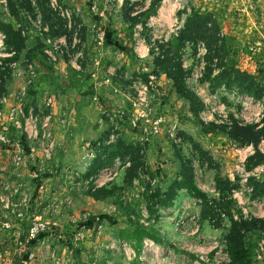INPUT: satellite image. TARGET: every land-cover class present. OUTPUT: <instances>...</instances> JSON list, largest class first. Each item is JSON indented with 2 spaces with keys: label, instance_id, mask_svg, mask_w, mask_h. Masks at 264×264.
Instances as JSON below:
<instances>
[{
  "label": "rangeland",
  "instance_id": "1",
  "mask_svg": "<svg viewBox=\"0 0 264 264\" xmlns=\"http://www.w3.org/2000/svg\"><path fill=\"white\" fill-rule=\"evenodd\" d=\"M130 1L132 6L127 7L146 9L131 17L140 22L134 33L139 39L132 46L139 59L134 63L131 55L126 61L122 57V67L127 64L133 70L149 72L153 57L148 53L159 55L168 49L172 52L179 38L185 37L188 69L198 72L205 63L199 84L211 82L213 88L224 84L237 91L238 94L227 91L223 99L239 112L244 125L239 121L231 126L215 120L204 123L201 112L198 117L192 113L193 104L171 92L165 75L153 73L147 84L128 72V76L122 73L123 112L118 120L121 126L113 131L117 134L114 141L141 144L140 156L133 161L137 170L132 165L122 167L99 187L95 182L104 168H113L121 156L100 166L88 178L85 167L98 153L88 158V145L84 154L77 149L75 154L57 156L51 118H45L43 122L50 123L54 147L39 138L33 145L34 155L29 154L26 164L16 167L11 147L21 140L29 142L24 138L10 144L6 130L0 129L4 132L0 133V151L5 154L0 155V246H9L0 251V259L10 260L4 264H221L230 261L227 237L231 235L247 242L251 264H264V234L257 228L248 230L242 223L249 224L254 217L264 219V207L240 204L234 191H241L244 199L248 197L244 177L238 174L235 180L230 179L238 160L245 156L247 167L249 158L257 161L247 171L264 185V118L252 120L257 117V107L243 104L244 99L252 97L264 105V0ZM24 3L18 7V18H11L23 29L25 48L16 57L23 75L8 72L3 80L0 114L7 116L10 107L18 102V93L36 83L38 75L35 82H27L28 61L24 59L32 60L37 67L38 60L31 51L45 46L43 31L31 30L26 19L35 10ZM37 11L41 16L48 15L46 9ZM7 12L10 14L9 7H0L1 18L9 19ZM189 16L195 18L186 27L184 21ZM200 42L207 52L198 47ZM6 53L7 47L0 40V56ZM247 90L251 92L245 94ZM26 100L27 92L24 106ZM262 113L264 116V108ZM158 119L160 131L153 133L152 122ZM250 145L253 152L247 149ZM197 150L206 158L201 159ZM182 155L191 162L193 181L203 194L202 202L182 189L173 206L162 204L158 191L164 194L175 176L182 175ZM54 167L57 175L50 177ZM24 168L32 171L35 178L44 174L41 184L23 177ZM206 199L216 203L220 217L213 218L215 212L203 203ZM136 229L148 231L157 239L144 235L138 244Z\"/></svg>",
  "mask_w": 264,
  "mask_h": 264
},
{
  "label": "crops",
  "instance_id": "2",
  "mask_svg": "<svg viewBox=\"0 0 264 264\" xmlns=\"http://www.w3.org/2000/svg\"><path fill=\"white\" fill-rule=\"evenodd\" d=\"M5 1L0 0V7H9L8 0ZM58 1L65 6L79 8L76 18L84 25L83 45L75 47V50L82 49L83 55L78 58L75 52L71 51L69 56H64L51 64L45 54L39 53L38 49H32L31 53H34L38 60L36 67L38 76L36 83L27 90L25 117L36 116L38 130L41 132L43 120L50 116L56 150L58 149L57 156L68 153L75 154L77 149L81 152L85 151L88 145L92 146L97 154L99 147L116 142L114 140L117 134L113 131L117 126H121L118 120H121L123 112L122 73L124 76H128V72L129 75L137 78H139L140 72L143 73L141 68L133 70L127 64H123V68L122 57L125 61L129 55L132 56L133 61L139 59L133 52L132 46L139 39L134 36V33L140 22H135L131 17L142 13L146 7L140 9L127 7L132 6L130 0ZM32 3L36 5V0L35 2L32 0ZM5 10L7 9L5 8ZM8 16L7 20L1 17L0 19L15 25L16 23L11 19L13 16L11 14ZM30 25H32L31 22ZM31 27V30L35 28L34 25ZM65 28L66 31L61 36H66L68 43L71 44L72 37L66 24ZM100 30L105 33L102 42H99L97 38V32ZM35 31L37 30L35 29ZM97 60L98 62H96ZM162 75L165 74H160V76ZM133 85L136 86L135 80ZM169 87H171L170 83ZM52 98L53 104H49L46 99ZM2 115L1 113L0 129L6 130L5 133L9 136L10 144L16 139L26 138L21 125L12 122L7 114ZM21 120L24 121V117H21ZM0 133L4 134L3 131ZM1 144L2 142H0ZM13 149L14 147H11V152ZM0 155L5 156L1 151ZM56 162L55 167L57 168L59 160L57 159ZM55 167L53 173H50V177L57 175ZM32 168L35 169V167ZM21 173L23 177L31 178V181L39 185L41 184L40 180L42 181L44 178V174L35 178L28 168L22 169ZM15 175L20 176L16 173ZM49 234L51 236V233ZM0 247V251H6L9 248V246L3 245ZM9 261L3 259L0 262L4 264Z\"/></svg>",
  "mask_w": 264,
  "mask_h": 264
},
{
  "label": "built area",
  "instance_id": "3",
  "mask_svg": "<svg viewBox=\"0 0 264 264\" xmlns=\"http://www.w3.org/2000/svg\"><path fill=\"white\" fill-rule=\"evenodd\" d=\"M4 2H6L4 0ZM35 2V1H34ZM51 7L55 11L59 13L64 19L67 21V28L71 34L72 41L71 44L68 43L66 36H59L56 38H51V37H44V42L45 46L43 49L44 54L47 55L48 59L52 62L59 61L61 58L64 56H69L71 51H74L75 54L77 55L76 57H82L83 51L82 49L75 50V47L79 45H83V30H84V25L82 21L77 19L76 17L79 12V8H71L69 6H65L61 3H59L58 0H51L50 2ZM36 14L34 16L28 15L27 19L31 22L32 25H34L35 28H37L40 31H46L47 26L42 24L41 21V14L38 11H35ZM104 35L105 33L103 31H98L97 32V38L99 42H102L104 40ZM4 35L0 34V40H3ZM198 47L200 49H203V53L205 51L207 52V49L205 47V44L203 42H200L198 44ZM12 52H7L4 55H1L0 57H6V56H11L13 55ZM24 61H28L27 63V68L29 69L28 75L26 76V80L29 84L33 83L38 69H36L35 65L33 64L32 61L28 59H24ZM98 62V60L96 61ZM183 64L185 68H188L185 63V56L183 55ZM7 67L10 69V74L13 76H22L23 72L19 68L18 61H12L6 64ZM205 71V63H202L199 67V71L195 72L194 70L189 73V75L186 78V83L188 88L195 93L203 103V110L201 111V119L204 122L208 121H218L219 123H223L225 125L231 126L234 124V121H239L240 124L244 125V120L241 119L239 120V112H237L234 107H229L228 104L224 101L223 96L227 91H234V94H238L237 91L229 90L226 88L224 84L220 85L218 88H213L210 82H205L204 84H199V77L203 76V73ZM153 74L149 75V78L152 77ZM24 77V76H23ZM151 80V78H150ZM144 93L147 91V86L144 85L142 86ZM26 92L22 90L21 92L18 93L17 100L18 102L15 105H12L10 107L9 111V119L22 126L26 138L29 142L26 143L23 141L21 142H16L14 146V151L12 152V160L13 164L18 167L26 164L27 159L29 158L28 155L30 154V157L34 155L35 149L33 148V145L36 141L41 138L44 142L47 141V144L53 145L54 147V142L51 139L50 136V130L49 126L50 123H42V130L41 134L38 130V118L36 116H29L25 117V106H24V101H25V96ZM146 99L145 98H142ZM49 103L52 102V99L48 100ZM243 104L245 106H255L258 109V112L256 114V119H252L255 121H258L261 118H264L262 111L264 108L263 103L254 100L252 97L246 98L243 100ZM149 110V109H148ZM262 116V117H261ZM21 117H24V121L21 120ZM244 118V116H242ZM50 119V116H47L45 120ZM149 119H146L148 121ZM159 122L160 119L155 120L152 122V129L151 131L153 133H158L160 131L159 127ZM45 128V129H44ZM172 135V134H171ZM0 140H3V136H0ZM2 142V141H0ZM52 147V146H51ZM248 150H251V152L254 151L253 145H250L247 147ZM95 149L92 146L88 147V151L86 156L88 158H93L95 157ZM49 155V153L45 154ZM86 157V158H87ZM90 159V161H91ZM115 166L113 168L106 166L104 168V171L101 173V176H99V180H96V185L99 187L100 185L104 184L106 181H108L113 174H115L119 169L122 167H126L129 165V161L127 159H122L117 157V160L115 161ZM247 160L246 157L244 156L243 158H240L238 160V163L235 165L234 170L231 172L230 179L235 180V177L237 175H241L244 177V182L246 183L245 190L248 192V197L244 199V197L241 195V191H234V198L239 199L240 204H246V203H251L253 206L257 208H262L264 207V190L256 191L254 185L249 183V179L252 177L251 173L247 171ZM253 178V177H252ZM255 178V177H254ZM9 186H6L8 188ZM233 192V190H232ZM233 198V194H232ZM201 202V201H200ZM243 211L245 216L249 217L248 211L245 207H243ZM258 257H261V254H257Z\"/></svg>",
  "mask_w": 264,
  "mask_h": 264
},
{
  "label": "trees",
  "instance_id": "4",
  "mask_svg": "<svg viewBox=\"0 0 264 264\" xmlns=\"http://www.w3.org/2000/svg\"><path fill=\"white\" fill-rule=\"evenodd\" d=\"M24 1H25L24 3L25 5H27L28 7H33V10L35 11L37 10L44 11L45 9L48 11L47 13L48 15L41 16L42 24L47 26V30L43 31L46 37L48 36L51 38H56V37L61 36V34L66 31V28H65V24L67 26L66 19H64L61 15H59L57 11L53 9V7H51L50 0H37L36 5H33L32 0H8L10 14L14 18H18V14H19L18 7H23V5L21 4ZM156 1H160V0H156ZM39 7L41 8L39 9ZM35 11H34L33 16L36 14ZM195 16H197V14ZM24 17L26 18L25 14H24ZM194 18L192 17L191 19L190 16L187 17L186 21H184L185 22L184 26L188 27ZM0 31L4 35L3 41L7 47V52H12V51L14 52L13 55L11 56L0 57V82H1L0 83V93H1L4 89L3 80L4 78H6V74L8 72L10 74V70H12L9 67H7L6 64L12 61H16V57L25 48V38L23 35L22 28L16 27L11 22L6 23L5 21L1 19H0ZM179 40L180 42L178 44L176 43V46H173L172 52H170L169 49L164 54H159V55H156V54L154 55L153 52H150V56L153 57L152 69L149 72H143V73L140 72L139 78H141V80H143L145 83L149 84L150 83L149 75L153 73L159 74V76L160 74H165L168 82L170 83L171 92L175 94L177 98L183 99L189 105L193 104L192 113L196 115V117H198L199 113L203 110V103L201 102L200 98L188 88L187 83H186V78L189 75L191 70L188 68H185L183 64V55L186 53V44L188 40H186L185 37L183 38L180 37ZM43 49H44V46L41 48H38L39 53L44 54ZM210 51H211V47H210ZM211 55L212 54H210V56ZM211 85L212 87H214L212 83ZM248 91L251 92L250 90H247V91H244L246 92L245 94H247ZM195 104H197L196 107H195ZM132 143L133 142H128L126 140L119 139L113 144L111 143L109 145L99 147L98 157L91 164L85 167V169L87 170L86 176L88 178L91 177L92 175H94V173H96L100 169V166H106L109 162L113 161V159L116 156H121L122 159H127V161H129V165L126 166V168L132 165L131 168H134L137 170V166L134 164V162L136 158L140 156L139 151H141V144L140 146L139 144L137 146L134 143L135 144L134 146V144ZM199 154L201 156L200 157L201 159L206 158L205 154L200 153V152ZM181 159H183L182 165H184L182 169V175L180 173L179 175H177V177L174 179L175 180L174 183L171 184L165 190L164 194L161 191H158L159 196L161 198V201L159 202H161L162 204L170 203L169 205L173 206L175 203V199L179 196L178 191L182 189L187 190L188 193L189 192L192 193L194 197H197V199L201 200L202 202L203 194L202 192H200V190L197 188L196 184L193 181L194 173H193V169H190L191 162L189 159L183 157V155ZM252 161H253V158H249L250 164L248 167H251L250 166L251 164H254L257 162V161H253V162ZM189 169H190V172H188ZM259 182L260 181L256 182L254 178L252 177L249 179V183L250 184L252 183V185H254L256 191L264 190V185ZM222 196H225V195L222 194ZM203 203L205 204V206L211 209V211L215 212L213 218L216 216L220 217L221 213H218L216 211L215 202H212L206 199L203 201ZM242 223L243 225H246V228L248 230L257 228L258 230H260V233L264 234V219H258L254 217L252 218L251 223L249 224L246 222H242ZM248 227H251V228L249 229ZM134 233L136 234L135 239L138 244L141 243V239L144 235L157 239L156 237H154L148 231H145V230L142 232H139L136 229ZM227 251L230 257V261L228 263H221V264H251L250 263V260H251L250 259V256H251L250 249L247 247V242H245L244 239H241L235 236L232 237L231 235L228 236L227 237Z\"/></svg>",
  "mask_w": 264,
  "mask_h": 264
}]
</instances>
